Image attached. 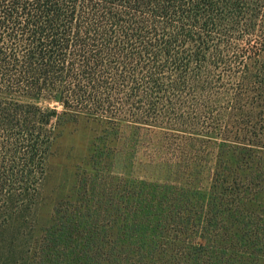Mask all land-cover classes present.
Wrapping results in <instances>:
<instances>
[{
  "label": "trees",
  "instance_id": "16d2710c",
  "mask_svg": "<svg viewBox=\"0 0 264 264\" xmlns=\"http://www.w3.org/2000/svg\"><path fill=\"white\" fill-rule=\"evenodd\" d=\"M82 117L123 168L42 225ZM0 264H264V0H0Z\"/></svg>",
  "mask_w": 264,
  "mask_h": 264
},
{
  "label": "rangeland",
  "instance_id": "374dc122",
  "mask_svg": "<svg viewBox=\"0 0 264 264\" xmlns=\"http://www.w3.org/2000/svg\"><path fill=\"white\" fill-rule=\"evenodd\" d=\"M252 40L253 37H250L243 41L245 44H252ZM104 150L103 127L97 122L82 117L68 122L60 129L47 161L48 174L39 210L42 225L48 224L52 210L58 203L68 199L76 200L84 186L94 194V200L104 202V170L123 168V159H106ZM34 236L49 245V249L64 253V260L84 254L89 246L86 241L91 238L89 234L54 231H39Z\"/></svg>",
  "mask_w": 264,
  "mask_h": 264
}]
</instances>
